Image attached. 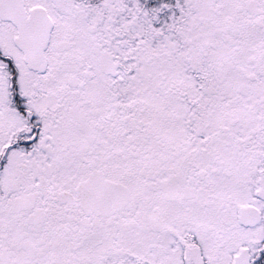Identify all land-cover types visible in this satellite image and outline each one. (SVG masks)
<instances>
[{
  "label": "snow or ice",
  "instance_id": "snow-or-ice-1",
  "mask_svg": "<svg viewBox=\"0 0 264 264\" xmlns=\"http://www.w3.org/2000/svg\"><path fill=\"white\" fill-rule=\"evenodd\" d=\"M0 264H264V0H0Z\"/></svg>",
  "mask_w": 264,
  "mask_h": 264
}]
</instances>
